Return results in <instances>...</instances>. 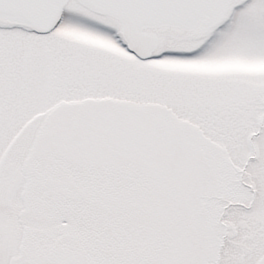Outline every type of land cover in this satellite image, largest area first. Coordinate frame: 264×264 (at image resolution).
Listing matches in <instances>:
<instances>
[{
	"label": "snow or ice",
	"instance_id": "obj_1",
	"mask_svg": "<svg viewBox=\"0 0 264 264\" xmlns=\"http://www.w3.org/2000/svg\"><path fill=\"white\" fill-rule=\"evenodd\" d=\"M0 264H264V0H0Z\"/></svg>",
	"mask_w": 264,
	"mask_h": 264
}]
</instances>
